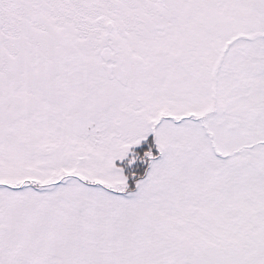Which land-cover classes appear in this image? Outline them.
I'll return each mask as SVG.
<instances>
[{"label": "snow or ice", "instance_id": "snow-or-ice-1", "mask_svg": "<svg viewBox=\"0 0 264 264\" xmlns=\"http://www.w3.org/2000/svg\"><path fill=\"white\" fill-rule=\"evenodd\" d=\"M0 264H264V0H0Z\"/></svg>", "mask_w": 264, "mask_h": 264}]
</instances>
